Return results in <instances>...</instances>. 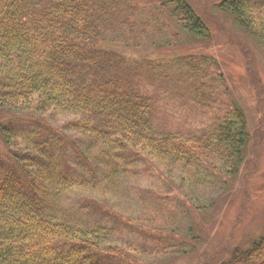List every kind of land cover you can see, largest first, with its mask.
<instances>
[{"label": "trees", "instance_id": "trees-1", "mask_svg": "<svg viewBox=\"0 0 264 264\" xmlns=\"http://www.w3.org/2000/svg\"><path fill=\"white\" fill-rule=\"evenodd\" d=\"M141 1L0 0V109L10 118L28 115L39 131L50 120L46 137L31 132L24 146L9 122L0 126L9 149L0 154V264H136L127 254L144 256L146 246H121L107 225H80L52 209L53 200L93 188L97 181L114 185L124 156L180 169L214 167L220 179L239 173L249 151V135L238 104L229 100L199 131L176 133L159 125L168 123L165 108L156 106L132 79L135 69L130 67L144 59L134 60L129 54L136 49L148 56L143 53L151 34L146 25L163 21L154 13L149 14L150 22L133 19L131 13ZM150 2L160 16L168 10L175 13L182 29L194 37L207 31L185 0ZM222 6L241 30L264 46V0H224ZM169 60L146 61L154 82L166 87L185 83L190 105L212 108L216 92L225 85L224 75L212 68L216 63L203 56ZM173 69L178 76L171 75ZM160 70L169 76L157 75ZM57 117L65 120L55 126L51 120ZM70 151L87 163L81 178L66 174L64 160ZM192 177L196 185L197 174ZM218 181L211 176L204 184L214 187ZM167 184L172 181L167 179ZM179 190L171 195L182 197ZM173 226L158 233L144 229L152 241L150 253L164 258L163 264L168 256L196 250L176 239L181 236ZM184 237L195 240L192 228ZM230 240L211 249L220 264H264V234L248 247L233 248Z\"/></svg>", "mask_w": 264, "mask_h": 264}, {"label": "rangeland", "instance_id": "rangeland-1", "mask_svg": "<svg viewBox=\"0 0 264 264\" xmlns=\"http://www.w3.org/2000/svg\"><path fill=\"white\" fill-rule=\"evenodd\" d=\"M185 1L205 24L206 37H194L182 29L175 13L168 10L160 16L154 3L142 0L131 17L137 22H150L149 14L154 13L163 21H157L155 26L146 25L151 34L143 53L148 56L143 57L133 49L129 56L134 60H144H141L142 64L130 67L135 69L130 75L141 85L143 93L153 98L156 106L165 108L168 123L160 121L159 125L172 128L176 133L187 135L199 131L214 121L229 100L238 104L246 119L250 142L239 173L229 180L220 179L215 176L214 167L180 169L127 154L120 160L122 172L114 185L97 181L93 188L69 192L59 200L51 198L52 209L60 216L80 225H107L113 229L121 246H146L144 256L127 254L136 264H163L161 261H165L159 254L150 253L152 241L144 229L158 233L165 228L170 229L173 223L181 236V239H176L189 247H196L195 251L191 249L192 252L186 254L166 257L168 261L165 264H220L219 257L211 256V249L227 245L229 237L231 247H248L264 234V46L239 28L236 20L222 6L224 0ZM3 29L9 30L5 26ZM184 55L204 56L214 61V68L224 75L225 85L216 92L217 103L212 108L200 109L190 105L187 99L191 94L187 84L162 86L155 83L154 75L147 72L149 65L146 61L150 59L172 61L174 57ZM177 73L173 69L171 75L178 76ZM157 75L169 76L166 70H160ZM27 116L22 114L10 118L6 110L0 109V126L4 121L9 122L19 133L23 146L30 142L31 132L36 131L46 137L45 128L50 122L48 120L46 127L39 131ZM64 120L57 117L51 123L57 126ZM7 151L9 149L0 137V154ZM65 157L67 176L81 178L86 175L87 163L83 158L74 156L71 151ZM204 163L208 165L207 161ZM193 173L197 174L196 185L191 184ZM4 176L8 177L7 174ZM211 176L220 181L214 187H206L204 183L209 182ZM167 179L172 181L171 186ZM100 180L107 179L100 177ZM178 189L182 197L171 195ZM11 197L10 193L6 198ZM202 207L209 208L202 211ZM189 228H192L195 240L184 237ZM233 229L235 234L230 235ZM209 245L212 247L203 257L202 252ZM21 251L25 253V249ZM22 252L20 254L24 255ZM21 259L24 260V256Z\"/></svg>", "mask_w": 264, "mask_h": 264}, {"label": "bare ground", "instance_id": "bare-ground-1", "mask_svg": "<svg viewBox=\"0 0 264 264\" xmlns=\"http://www.w3.org/2000/svg\"><path fill=\"white\" fill-rule=\"evenodd\" d=\"M203 33H204L203 36H201L202 38H201V37H198L199 39H203V38H205V37H206V34H207L208 32H207V31H204ZM196 38H197V37H196ZM246 128H247V127H246ZM249 143H250V142H249ZM249 143H248V145H247V146H248L247 148H249V146H250ZM258 163H260V161H259ZM214 173H216V172H214ZM251 243H252V242H251ZM251 243H250V244H251Z\"/></svg>", "mask_w": 264, "mask_h": 264}]
</instances>
